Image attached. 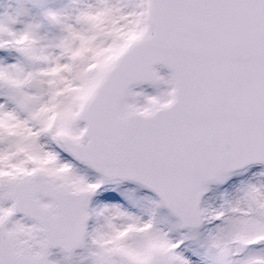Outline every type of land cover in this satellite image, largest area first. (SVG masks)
I'll use <instances>...</instances> for the list:
<instances>
[{"label":"snow or ice","instance_id":"6c2138e0","mask_svg":"<svg viewBox=\"0 0 264 264\" xmlns=\"http://www.w3.org/2000/svg\"><path fill=\"white\" fill-rule=\"evenodd\" d=\"M0 264H264V0H0Z\"/></svg>","mask_w":264,"mask_h":264}]
</instances>
